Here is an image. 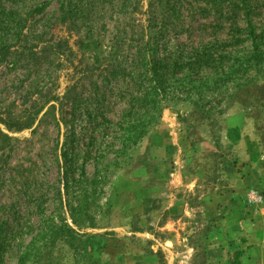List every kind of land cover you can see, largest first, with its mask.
Returning a JSON list of instances; mask_svg holds the SVG:
<instances>
[{"label": "rangeland", "instance_id": "374dc122", "mask_svg": "<svg viewBox=\"0 0 264 264\" xmlns=\"http://www.w3.org/2000/svg\"><path fill=\"white\" fill-rule=\"evenodd\" d=\"M0 264H264V0H0Z\"/></svg>", "mask_w": 264, "mask_h": 264}, {"label": "trees", "instance_id": "16d2710c", "mask_svg": "<svg viewBox=\"0 0 264 264\" xmlns=\"http://www.w3.org/2000/svg\"><path fill=\"white\" fill-rule=\"evenodd\" d=\"M13 12V11H11ZM20 19H21V22L20 24H16V26H19L20 28L18 29L19 30V33L20 31L23 29V21L25 20V18L21 17L20 16ZM252 35L255 36V32L252 31ZM256 47L260 48L259 45H256ZM262 52H260V49H258V52H255V59L257 58H261L260 55H261ZM227 56L225 55L224 59H226ZM217 57L215 56L214 52L212 51H209L208 53H200V56L199 58H197V61H198V68L200 67H204V66H207L208 68L212 69L213 71L216 70V65H215V61H216ZM159 63V61H155V62H152V67L155 68L156 65ZM168 66V71H179V70H182L184 69V64L182 62H180L179 60L177 59H173L171 61L170 64L167 65ZM235 72V69H230L229 68V71H226L224 74L226 75H233V73ZM155 75V78L157 79L158 77V73H154ZM158 85L160 84L159 81H157ZM159 91L157 90V87H154L153 90L149 91V90H146L145 92H142V94L137 97L140 101V103H144L145 105H147L146 107H149V105H151L153 107V109L155 111H160L157 113V114H152V115H148L146 114V117L148 118H145L146 120L143 122V127H140V129L135 133V136H130L131 138L134 139V142L137 140V141H140L142 140V138L147 134L148 132V128H150L152 125H155V123L157 122V120H159V118L161 117V110H162V106H159V102L160 101H163L162 98H159L157 96H159L160 94H158ZM160 99V100H159ZM148 113V112H147ZM66 229H69L68 232H67V236L69 237L67 242H69L70 245H72L73 247H75V244H74V238H76V236H74V229H72L71 227H67Z\"/></svg>", "mask_w": 264, "mask_h": 264}]
</instances>
